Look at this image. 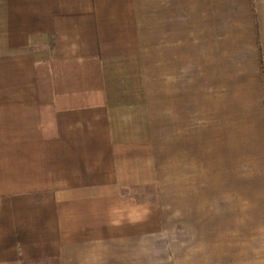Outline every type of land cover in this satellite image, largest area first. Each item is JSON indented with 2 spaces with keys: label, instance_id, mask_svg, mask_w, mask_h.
<instances>
[{
  "label": "crops",
  "instance_id": "crops-1",
  "mask_svg": "<svg viewBox=\"0 0 264 264\" xmlns=\"http://www.w3.org/2000/svg\"><path fill=\"white\" fill-rule=\"evenodd\" d=\"M158 263L264 264V0H0V264Z\"/></svg>",
  "mask_w": 264,
  "mask_h": 264
},
{
  "label": "rangeland",
  "instance_id": "rangeland-1",
  "mask_svg": "<svg viewBox=\"0 0 264 264\" xmlns=\"http://www.w3.org/2000/svg\"><path fill=\"white\" fill-rule=\"evenodd\" d=\"M161 193H162V197L160 200L163 202V191ZM158 264H162V263H158Z\"/></svg>",
  "mask_w": 264,
  "mask_h": 264
}]
</instances>
